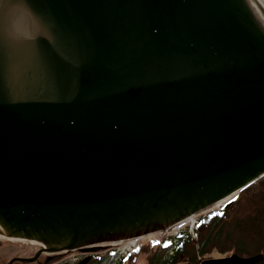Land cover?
Listing matches in <instances>:
<instances>
[{
	"label": "water",
	"instance_id": "1",
	"mask_svg": "<svg viewBox=\"0 0 264 264\" xmlns=\"http://www.w3.org/2000/svg\"><path fill=\"white\" fill-rule=\"evenodd\" d=\"M0 45V227L38 254L140 237L264 177L247 0H0Z\"/></svg>",
	"mask_w": 264,
	"mask_h": 264
},
{
	"label": "trees",
	"instance_id": "2",
	"mask_svg": "<svg viewBox=\"0 0 264 264\" xmlns=\"http://www.w3.org/2000/svg\"><path fill=\"white\" fill-rule=\"evenodd\" d=\"M171 254L149 264H201L206 254H237L250 257L261 254L264 264V177L243 189L222 207L197 217L194 236L181 233ZM149 246L139 245L146 253ZM158 252L157 249L149 251Z\"/></svg>",
	"mask_w": 264,
	"mask_h": 264
},
{
	"label": "rangeland",
	"instance_id": "3",
	"mask_svg": "<svg viewBox=\"0 0 264 264\" xmlns=\"http://www.w3.org/2000/svg\"><path fill=\"white\" fill-rule=\"evenodd\" d=\"M252 1L258 7V9H256L254 6L256 11L258 12V10H260L261 16L264 18V0ZM226 201L224 200L223 203ZM223 203L220 205L215 204L217 206L212 205L209 208L189 214L170 225L142 235V237L137 238V240H135L136 237H129L88 245L83 249L61 250L57 252L43 251L38 260L31 262V264H37V262L40 264H117L122 255H126L128 259H130L129 262L127 261V264H149V258H154L153 261H155L171 254V245H174L173 238L177 231H187L200 214L210 209L220 208ZM192 234L194 236V230ZM136 245H144V247L149 246V251L157 249L158 252L150 253L148 251L142 253L138 251ZM46 246L47 245L41 241L33 238L19 239L9 237L2 228H0V264H8L9 261L15 257L25 258L34 256L42 247ZM229 255L216 252L210 253L202 257L200 262L208 259L224 258ZM18 264L25 263L19 262ZM28 264H30V262H28Z\"/></svg>",
	"mask_w": 264,
	"mask_h": 264
},
{
	"label": "flooded vegetation",
	"instance_id": "4",
	"mask_svg": "<svg viewBox=\"0 0 264 264\" xmlns=\"http://www.w3.org/2000/svg\"><path fill=\"white\" fill-rule=\"evenodd\" d=\"M41 37H44V36H41ZM0 47H1V45H0ZM42 47H43V45H39L38 43H35V45H34V50L35 49H37V53H35V56L38 58H40V57H42L43 56V53L42 54H40L38 51H43L42 50ZM54 47V46H53ZM44 48V47H43ZM48 48V47H47ZM2 55V53H1V51H0V56ZM3 56V55H2ZM36 58V59H37ZM35 59V60H36ZM39 61V60H38ZM137 247H139L138 245H136ZM87 246H85V247H81V248H74V249H83V248H86ZM43 253V251H41L39 254H38V252L34 255V256H31V257H25V258H36L34 261H37L38 260V258L40 257V255ZM22 258H24V257H15V258H12L10 261H9V263L8 264H18L19 262H24L25 264H28V262L27 261H24V260H22ZM132 259V258H131ZM34 261H32V262H34ZM127 261L129 262L130 261V259H128V256H125V257H123V258H120V263L119 264H127ZM30 264H31V262H30ZM37 264H40L39 262H37Z\"/></svg>",
	"mask_w": 264,
	"mask_h": 264
},
{
	"label": "bare ground",
	"instance_id": "5",
	"mask_svg": "<svg viewBox=\"0 0 264 264\" xmlns=\"http://www.w3.org/2000/svg\"><path fill=\"white\" fill-rule=\"evenodd\" d=\"M252 6H253V8L255 9V7H256V9H258V7L256 6V4L252 1V0H247ZM251 1V2H250ZM255 6V7H254ZM255 9V10H256ZM258 12H259V14L260 15H262L261 13H260V10H258ZM227 199H229V198H227ZM227 199H225V201L227 200ZM223 201L224 200H222V201H220V202H218V203H216L217 205H220V204H222L223 203ZM215 205V204H214ZM217 205H215V206H217ZM1 228V227H0ZM169 230V229H168ZM142 236H140V238H141ZM145 237V236H144ZM16 238V237H15ZM137 238H139V237H136V239L135 240H137ZM19 239H21V238H19ZM133 240V239H132ZM134 240V241H135Z\"/></svg>",
	"mask_w": 264,
	"mask_h": 264
}]
</instances>
